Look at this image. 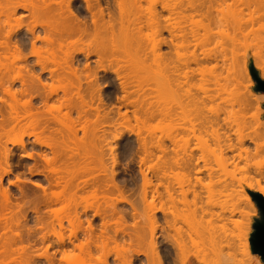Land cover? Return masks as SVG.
<instances>
[{"label": "bare ground", "instance_id": "bare-ground-1", "mask_svg": "<svg viewBox=\"0 0 264 264\" xmlns=\"http://www.w3.org/2000/svg\"><path fill=\"white\" fill-rule=\"evenodd\" d=\"M0 1H2L3 5L4 3H6L5 6H3L2 8V11L0 13L2 17L0 16V18L2 22L6 18L5 20L7 22L4 21V24L7 23V27H10V25H12L8 21L12 22L13 20H15L19 24V27L18 24L16 25L18 29L21 28L20 26L22 24L20 23L24 21L22 19L25 18V16H29V18H32L33 21H35L34 24L31 25L32 28H28L29 26L26 27L27 32H25L24 35L20 34L22 36L17 35L18 33L15 32L17 30L16 26V28L13 26V28L10 27L9 30H7L8 28L6 26L5 28L7 29H5L4 27L0 28V58H3V61L6 63H0V67L2 68L0 74V90L2 91V94L4 93L3 95L6 94V96H10V98L12 99V104L8 106L10 108V111L9 108H7L9 112L6 110L8 113H10L11 116L9 115V118H11L12 122L9 118H7L8 113H5L6 108H4L3 112L4 115L6 114L7 116L5 117L4 115L0 114L4 117L3 119L0 116L3 119L0 120V159L3 158V162L1 160V164H3L5 161V164H8L7 168L2 169V172H0V176H3V173L4 176H9V173L13 171L14 166H12L13 163L11 162H14V157L12 158V156L16 151L19 153V155L18 153H16V157L19 156V159H16V161H20H17L18 165L15 168L19 171L20 169H24L25 171H17L19 173H17L16 176L14 175L15 181H8V183L10 184V186H14L18 189V193L23 196L22 197L20 195L21 197L19 198H24L30 195V192L28 193L26 191V193H28L29 195L24 193L25 190H23V187L21 186V183L26 179L25 175L37 179L36 181L32 182L34 189H36H33V197L30 195V197L32 198L29 201L26 200L29 197H27L26 199L24 198V200L20 199L21 202H25L23 205H17V203L15 204V202L13 203L14 205L10 204L11 194L4 189L2 192H0L2 196H0V205L2 206V209H0V213H2L3 211L2 215H5L6 217L5 218L2 215L0 216V220H2V223L0 221V234H5L6 232L5 235L9 236L7 232H9V234L11 235L10 231L14 230L12 229L14 228L13 226L12 228H9L11 227L8 226V224H11L9 220L11 218H8V221V216L6 215L7 213L4 214V211L9 212L8 210H10L13 211V213L17 212V214H11L13 215V217L16 218L18 214H20L18 216L17 221H14L17 222V227L25 228L27 226H25V224L28 221H26V219L29 217L27 215L29 212L33 214L35 219L34 222L36 224H34L35 229L34 227L33 229H29L28 227H26V232L25 234L22 233L23 235H16L17 233L14 231L16 234L12 233V236H10V240H8L9 237L3 235L8 238L7 239L4 237V239H6L4 240L2 236L1 241L3 239L4 241H7L9 243H4L2 241L3 246L1 245L2 242L0 243V263L4 264V261L1 260L5 259V257H8L9 259H11V262L7 264H62V262H64L63 264H85V262L80 257H78L77 259H71V257L62 254L61 257L58 258V255L62 253V250H64L65 247H69L70 245L78 249L82 253L86 252L87 254H89L88 256L90 257V255L92 256L91 253L94 251L93 249H98L100 246L99 244H102L103 246L107 245L110 240L117 241L120 238H128L129 245H132L135 242H137V244L143 242L144 232L140 229V231L137 230L135 231L136 233L133 232L134 234H130L129 232L127 233V231L123 230V228L121 229L120 227H118L119 225L121 226L123 223L126 222L128 214L126 209L119 207L120 204H129L131 208L130 215L134 219L137 217L136 215H138V211L135 204L133 202L130 203L127 197L125 196V193L127 191L124 186V183L126 182L120 179V174L116 170L117 166L120 163L119 157L116 156L114 153H111L107 159V155L105 154L104 148L103 146H101V137H103V135L98 134L99 132L96 131V122H100V120H105L106 123L109 124V127L112 126L113 128H115V138L120 139L123 135V132H121L120 127L123 124L120 125V123L118 122H121V120H125L124 118L126 117L127 113L123 112L122 107H133V109H135L134 111H136L137 109L138 112H140L139 109H145L148 112V116L151 115L153 117H167L168 112H170V109L158 108L156 105L148 103L150 99L148 98L149 100H147L146 98L148 95L145 94L146 92H144L145 90L142 88L141 77L139 76V74H136L139 72H145L154 74L156 78L155 80L159 85L160 94H163L164 92H171L178 98L180 104L186 101L187 104H189V106L193 108V111L196 113V119L198 120L197 125L200 129L206 130L207 128H212L215 125L218 126L221 123L218 117H209L205 110V104H207L206 100L209 98L192 93L190 88L192 87L195 78L201 75L202 66L205 63L215 62L216 64L222 63L223 65L229 66L231 64V68L233 70L229 67L228 69L233 71L232 73L230 72L232 74L231 76L234 75L233 80L238 81L240 79L239 74L242 73V69L240 64L237 63L238 59L235 51L237 33L242 31L244 27L246 28L249 24H253V22H255V19H251L250 21L246 20L244 18L243 12L244 9L249 11H255L257 8L264 7V0H233L232 2L234 4L232 6L229 5V13L227 10V14L223 12V8V10L221 9V7H223V5L225 4L226 0H152L153 2L151 0H22L24 2H20V0ZM144 1L150 2L149 4L151 6V10L149 12V16L143 14L142 3ZM157 3H159V9H157ZM19 10H22L23 12L27 11L29 14H26L25 16H22L24 14H20V16H17ZM83 10L84 13L82 12ZM85 11L90 16V19L86 17ZM82 13L84 14L85 18L82 17ZM195 18H200L202 21L201 24H203V21L206 22L203 24V28H201L203 30L200 31V24L198 25L199 29H197L198 27H196V23L198 21L195 23ZM260 18L263 19V17ZM260 18H258V20H260ZM2 22L0 21V24ZM4 24L2 23V26H4ZM146 26H148V28L150 27L153 33V44L150 45L151 47L145 45L142 39L143 36L141 37V34L143 33L142 30H144L143 28H145ZM213 27L218 28V32L212 33L211 28L213 29ZM224 28L231 30L230 34H226L225 31L224 33L222 32V34L227 35V38L226 35L225 37H222L229 40V43L231 44V48L229 50V57L225 53V51L222 50L218 53L205 52L204 50L202 51L201 47L205 46L211 41L218 40L220 38L218 36L221 33V29ZM201 32L203 33L201 34ZM150 35H152L151 31ZM89 38H99L101 40V44H99V46L95 48L92 45H86L84 40ZM119 38L120 40L124 39L123 41L121 40L122 42H127L124 43L123 46L126 44L125 47L127 49H124L128 50L129 52H127L130 54V60L128 61L130 65L127 63L126 60L124 62H121L124 64L126 62V64L129 65V68L127 65V70L130 73L132 72L133 75H130L129 73L123 74L125 73L124 70H126L124 69L126 67V64L120 66V59H115V57H117L116 53L119 51ZM219 40H221V38ZM219 40L217 42H219ZM67 41L71 42L67 43L71 46L68 45V47H66L67 44H65L64 42ZM37 43H43L44 46L46 45L45 48H43L44 46L42 44V47L41 45H38L39 47L37 46V48L40 50L42 49L41 51L45 50V53L47 51L46 54L50 53L49 58L51 59L47 57V60L46 56L43 57L45 53L44 55H42L43 52L36 49ZM28 44H30L31 46L29 50H32L30 51L31 53L29 52V55L35 57L34 59L36 60L33 61L34 63L31 62L32 64H30V59L32 60V58H28L27 52V55L25 54V48H28ZM80 44L84 47H79ZM257 46L258 45H256V48H260V52L258 53H261V46ZM56 47L59 49L60 52L63 53V57H61V59H59L60 57L58 58L57 52L59 51L55 50ZM71 47H73L74 51H71L69 49ZM165 47L170 49V55L166 56L164 55L165 53H162ZM182 47H185L184 49L186 50H189L191 48L194 49H191L192 51L190 53H187L186 55L177 54L175 56V53L172 54V52H174L177 48ZM197 48L201 49V51ZM69 50L72 53H69ZM3 55L4 57H2ZM5 55H10L11 57L8 56L6 57V59ZM78 55L83 56L85 61L87 62L85 66H83V68H79V63L81 62H79L80 60H78L80 59L79 57L77 59ZM91 56H96V63L94 62V64H96V66L94 65L95 67L90 66L89 60ZM150 56H154L156 61L157 59H159L160 61V64L157 66L156 71H149L151 68H149V63L147 64V62L151 59L149 58ZM258 56L260 57L261 55L258 54ZM0 61L2 60L0 59ZM229 62L231 63L227 64ZM50 64H52L53 67H50ZM114 64L115 67L118 66L117 69L113 66ZM80 65L83 64L81 63ZM130 66L133 68H131L133 71L135 69L134 73L132 70H129ZM36 69L40 70L38 74ZM101 72L103 73V75H100ZM260 72L261 78L264 79V68H260ZM44 75H48V77H45ZM248 76H250V74H248ZM113 77L118 82V89H114L115 86H112L113 83L116 82L115 80L112 85H110V87H114V92H118V94L121 95L120 97H118V94L117 96L113 95L114 92L106 91L105 93H103L105 89L102 88V83H104L105 81H107V83H110L108 81H112ZM49 81H51V83ZM54 82H57V85H55ZM107 83L105 82V84ZM135 84H137V87L135 86ZM17 86L19 89L15 90L14 88H17ZM134 88H136L135 91L138 89L136 93L133 91ZM131 90L134 93H132ZM133 94H138V96L141 95L143 98L137 96L139 99H131V97H133ZM144 94L146 95V97H144ZM113 96L117 97L116 102L120 103L121 106L108 109L107 106L104 104V98L106 97V99L113 100ZM204 96L207 95L205 94ZM54 102L57 104L54 105ZM96 102H98L97 105L93 107V104ZM50 104L52 105V109H54V111H56L57 113L52 112V110H50ZM39 105L40 107H43V111L45 109L47 110H45L44 112H39ZM145 106L147 107V109ZM150 106H152V108ZM63 109H66V117L70 119L74 112V114H77L75 115L76 117L71 120V127L65 124L62 116H59V113H61ZM2 110L0 112H2ZM91 115L93 117H96V120L94 122V124H96L94 125L92 123V126L90 124ZM115 116H117V119H115ZM6 119H9L10 122L7 120L9 124L6 122ZM3 123L5 125L8 124L7 127L9 128L7 129ZM10 124L12 125V127ZM2 127L6 128L7 131L6 129H2ZM76 127L78 129H76ZM81 129L83 138L79 139L77 133ZM16 130H18V132L20 130V133H23H14L16 132ZM193 130L195 131V129ZM12 131H14V136L12 134H9L10 132L12 133ZM105 133L106 130H103V134ZM10 135L13 136L12 139H7L6 141L2 140L6 136ZM65 135H67V137ZM14 137L16 140L14 139ZM47 138H49V141ZM8 140H10V143L13 142V144L11 145L14 147V153L13 149L10 150L11 148L8 149V147H6L7 143L9 142ZM104 140L105 139H103V141ZM2 141L4 143H2ZM80 142L82 145L80 144ZM170 142L173 145L177 143L175 139L170 140ZM69 143L79 144V146L81 145V149L83 146H86L85 148L83 147V150L85 152L83 155H81L83 156V158L76 157L78 158L76 159L70 156L72 153L68 152L70 151ZM1 145H5V148ZM67 145L69 147H67ZM137 146L139 152L142 155L141 157H139V174L143 182L142 192L140 193L141 200L144 204L148 205L147 198L149 196V191L146 189V187L152 183V178L157 180L158 187H162L163 190H165L163 192H166L161 193L157 188L155 189L156 196H152V199L158 198L160 201H162L165 197H168V200L171 199V191H173L171 189H173L174 187L172 184V187H170L171 185L169 183V179L170 174H172L173 171H166L165 169H162V171H155L152 174V177H150L149 173L142 170L141 168V166L144 165L146 159L152 156L153 154H167L168 147L163 142H155L154 144H149L147 140L141 138H138ZM64 147L69 148V150ZM123 147L126 151H131L134 149V146L129 142L126 143ZM241 147L242 142L239 144H233L229 141L225 146V150L228 153H234L235 151H237L239 152L238 155L240 156L241 152L244 151ZM88 150H92L91 152H94V155ZM86 153L88 155L91 154V156L88 157ZM49 154L52 155L49 156ZM73 155L76 156L77 154L74 153ZM90 157H94V159L101 165L102 171L104 172L97 176H92V179L90 180H81L82 184H78L79 179H76V177L78 176H75L74 172L72 173L71 171L66 170L72 168L69 165L72 164L73 161L74 166L75 164L76 166H80L77 165L78 163L81 164V166L84 163V166L88 165L89 162L87 161ZM73 159L79 162H76ZM108 160H110L111 169H109L108 167ZM201 163L203 164V166H200ZM173 164L174 166L177 165L179 168L188 169L190 171L186 172H194L195 174H198L199 177L200 175H206L207 173H209V171H211V169L207 167V159L205 158V156L197 155L195 153H191L187 155L186 158L182 159V161L177 163L174 162ZM107 171L110 172L108 173ZM0 178L2 179V177ZM208 178H210V176H208ZM199 179L201 180V178ZM73 180H75L77 183ZM201 181H203V179ZM197 182H199V180ZM1 183L2 182H0V187ZM191 183L192 182L188 184ZM190 187H188L189 189H186V192H188L187 190L190 191L191 189L192 193L196 189L193 186L195 189H193L192 191V188ZM2 188L3 187H1V190ZM88 188L91 190L89 191ZM226 188L228 189L229 187L226 186ZM37 190L38 193L36 194L35 191ZM68 190L76 191L72 196L67 197L66 191ZM80 191H84V193L85 191L86 193L87 191L88 193L91 192V195H93L92 197H94L98 201L101 200L104 205L102 206V203H99L100 201L97 203H99L101 206H99L98 204H94L97 205V207H93V205L91 206L89 203L88 205H81L83 201L86 202L85 200H87L88 197H77L78 194L75 193H79ZM259 191L260 195L264 197V189H260ZM84 193L82 192V194ZM166 194L168 196H166ZM87 195L89 196V194ZM113 195H116V197L112 198ZM193 196L195 199H201V195L198 194V192L196 193V190L194 191ZM11 198L13 199V197ZM77 199H80L79 201H81V203ZM172 199L174 201V196ZM1 200H3V202ZM63 204H66L65 209L67 208L69 210H67L68 212H73V215L69 213V216L67 218V223L71 228L69 229L70 234L67 239L61 234V231L65 230L63 226V219L61 217V211L64 209ZM210 204H212V202H210L209 205ZM214 205H211L209 207H207L208 205H205L206 208L205 206L203 208H205L206 210L204 211V209L201 208L203 210L200 211V215L203 213L206 214L205 212L208 211L207 208L211 210ZM57 206L60 207L57 208ZM12 208H14V210ZM80 208L81 211L79 210ZM154 209L155 208H153V210ZM160 211H162L164 214L166 213L164 205L160 207ZM195 211L193 213L191 212L190 214L195 215L197 213V211L196 213ZM90 212H92L90 216L91 218H88ZM209 212H207V215H201V217L198 214H196V216L188 215V219L192 217L191 222L189 224L190 219H186V222L189 225L188 228L190 231L197 232L198 227H201V232H206L209 239L214 242L215 235L212 232L213 229L209 231L208 229H206V227H202V223H204L205 218L203 216H208ZM235 213H239L236 208H233L229 211V214H231V216L235 215ZM8 214L10 216V212ZM197 215L200 217H198L199 219L197 218ZM211 215L213 216L214 214ZM149 217L150 216H148V218ZM4 218L6 219V221L3 220ZM16 218H14V220ZM29 218L31 219V217ZM97 218L101 221L99 233H96L97 230L94 227V221ZM148 218L147 221L151 223V225L157 223L156 219L154 218V215L153 217L149 218V220ZM174 218L176 219V217ZM115 219L116 222L114 221V223L116 226H112H115L116 229L114 228V235L111 236V220L113 221ZM5 222H7L8 224H5ZM84 222L87 223L86 227H84ZM173 226H175V224ZM7 229L9 231H5ZM2 230H4L5 232H2ZM155 231V229H152L149 235L150 245L154 250L152 253H150L149 255L146 253L144 255L140 251H131L132 254H130V256L128 255L129 257L122 256L121 258L116 257V259L114 257V259L118 261L117 263L143 264V262L138 258L144 256V264H167L166 258L159 255L155 251ZM245 232L246 231H244L243 233ZM243 233L241 234L238 244L236 246L238 252H242L244 257L247 256L251 258L252 256L250 252L248 234L245 233L243 235ZM80 234L83 235L84 241H79ZM206 234L202 235H204L205 237ZM202 235L201 237L204 238ZM199 237L200 236H197L198 239ZM175 241H173L174 248H172L175 249V251L176 249L179 250L176 251V253H179L181 251L178 254L179 256L180 254H182L183 251V243H186L187 241L183 242L184 240H182V237L178 242L176 241L177 243ZM189 242L191 243V241ZM18 243H20V245H23L22 247H19L21 250L17 248L18 252L20 251L19 253H17V250L15 249L17 245L20 246ZM12 245H16V247L13 246L16 252L12 248ZM37 248H40L41 252H35ZM239 249L241 250L239 251ZM225 250L226 249H224L223 252ZM13 253L15 255H12ZM169 254L171 255V251H169L168 256ZM12 256L15 257L13 258ZM171 256H173V254ZM107 257H104L105 263L109 262V258L107 259ZM244 257L240 258L239 260L237 259L238 262L241 263L242 261L240 262V260H242ZM173 260L174 259H172L171 261ZM183 260L184 258L181 259V261ZM202 260L203 259L201 258V261ZM215 261L216 260H214V262ZM226 261L228 260L226 259ZM238 262L237 264H239ZM243 262L242 264L247 263ZM177 263L179 262L177 261ZM182 264L200 263H198L197 261L193 262L192 260H187ZM258 264H260L259 261Z\"/></svg>", "mask_w": 264, "mask_h": 264}, {"label": "rangeland", "instance_id": "rangeland-1", "mask_svg": "<svg viewBox=\"0 0 264 264\" xmlns=\"http://www.w3.org/2000/svg\"><path fill=\"white\" fill-rule=\"evenodd\" d=\"M21 1L22 0H20V2ZM24 1H22V2H24ZM156 1H159V0H156ZM232 1L233 0H226L223 7H221V9L222 8L224 9L223 12L225 14H227V10L229 13L230 6H232L234 4ZM152 2H151V4H152ZM149 3L150 2H148V1L147 2L144 1L142 3L143 14L148 15V16L150 15L149 12L151 10L150 9L151 6ZM5 4L6 3H4V5H3L2 1H0V13L2 11L3 6H5ZM158 4L159 3H157V9H159ZM227 6H229V7H227ZM82 12L84 13V10ZM83 13H82V15H83L82 17L85 18ZM85 13H86V11H85ZM243 13H244V18L246 20L250 21L251 19H255L254 20L255 22H253V24H249L246 28L244 27V29L242 31L237 33L236 46H235L236 50L235 51H236V55H237V59H238L237 63L240 64L241 69H242L241 72L244 75L242 73H240L239 74L240 79L238 81H234L233 80L234 75L231 76L232 75L231 73L233 72L232 71L233 69L231 68V64H230L231 62L227 63V64H230V66L229 65H223L222 63L216 64L215 62L205 63L202 66L201 75H199V76H197V78H195V80L193 81L192 87L190 88L192 93H195L199 96L202 95L203 97L209 98L206 100L207 104H205V107H206L205 110H206L207 115H209V117H213V118L218 117V119L221 122L218 126L215 125L212 128H207L206 130L200 129L197 125L198 120L196 119V113L193 111V108H191L189 106V104H187L186 101H184L180 104L178 98L174 94H172L171 92H166V93L164 92L163 94H160L159 93V85L157 84V82L155 80L156 78H155L154 74L145 73V72L136 73V74H139V76L141 77L142 88L145 90L144 91V92H146L145 94L148 95L146 97V95L144 94L145 95L144 97H146L147 100L150 99L148 103L156 105L158 108L170 109V112H168L167 117H163V116H157V117L154 116L153 117L151 115L148 116V114H147L148 112L145 109H142V110L139 109L140 112H138L137 109H136V111H134L135 109H133V107L132 108L131 107H128V108L122 107L123 112H127L126 117L124 118L125 120H123V121L121 120L122 123L118 122V123H120V125L123 124L120 127V130H121V132H123V135L120 139H116L115 138V134H116L115 128H113L112 126L109 127L108 126L109 124L106 123L105 120H100V122H96L97 124L95 123L96 124L95 125L94 122L96 120V117H93L92 115H91L92 117L90 116L91 126L93 123L95 125L96 131L99 132L98 134L103 135V137H101V140H102L101 146H103V148H104L105 154L107 155V159L111 153H114L116 156L119 157L120 163L117 166L116 170L120 174V179L123 180L124 182H126V183H124L125 184L124 186H125L126 191H127L125 193V196L127 197L128 201L130 203L133 202L135 204L137 211H138V213H137L138 215H136L137 217L135 216L136 218L134 219L130 215L131 214V208H130L129 204L128 203L120 204L119 207L126 209L129 215L127 214L126 222L123 223L125 225L122 224L121 226L119 225L118 227H120L121 229L123 228V230L127 231V233L129 232L130 234H132L133 232L136 233L135 231L140 229L141 231L144 232V241L141 243H138V244H137V242H135L134 243L135 245L132 244L133 245L132 246V245H129L128 238L127 239L126 238L125 239L120 238L117 241L110 240L107 243V245L103 246L102 244H99L100 246L98 249H93L94 251L91 253L92 256L90 255V257L88 256L89 254H87L86 252L82 253L78 249H76L70 245L69 247L67 246L64 248V250H62V253L58 255V258H60L62 254H65L66 256L71 257V259H77L78 257H80L85 262V264H108V263L109 264H114V263L116 264L118 262L117 260H115L116 257H120V258L122 256L129 257L130 254H132L131 251L136 250V251H140L144 255L146 253L149 255L150 253H152L154 251L152 246L150 245V236L149 235H150L152 229H155L156 230L154 232L156 235L155 236V251L159 255L166 258L167 264H180V263L182 264L183 262H186L187 260H192L193 262L197 261L200 264H208V263L220 264L224 261L225 262L222 264H225V263L226 264H228V263L237 264L238 260L240 258L244 257V255L242 254V252L241 253L238 252L236 245L238 244V241L240 239L241 234L244 231H246L245 233L248 234L250 252H251L252 257L249 258L246 256L242 260H240V262L241 261L243 262L245 260L244 262H247V263L243 262L244 264H258V261H259L260 264H264L261 257L252 252L251 244H250L251 237H252V234L254 232V225H255L257 220L261 219V211H260L256 201L252 198L250 193L256 192V193L260 194L259 190L264 189V93L256 91V88H255L256 82L254 81V79L251 75V72H250V66L253 65L254 68L259 73V76L261 77L260 68H264V7L257 8L255 11H249V10L244 9ZM20 14L21 15L24 14L22 16H25L26 14H29V13L27 11L23 12L22 10H19L17 16H20ZM87 15L88 14L86 13V17L90 19V16L89 15L87 16ZM260 17H263V19ZM3 18H5V17H3ZM258 18H260V20H258ZM5 19H4V21H6ZM22 20H24V21H22V23H20V24H22L23 27L21 25L20 26L21 28H19V29H18L19 24L15 20H13L12 22L8 21L10 24H12V25L9 24L10 27H12V26L15 27L18 24V27L16 26L17 30L15 31L18 33L17 35H20V34L24 35V33L27 32L26 27L29 26L28 28H32L31 25H33L35 22V21H33L32 18H29V16L28 17L25 16V18H23ZM194 20H195V23L198 21L196 23V27H198L197 29H199L198 25L200 24V26H201L200 31L203 30L201 28H203V24L206 22L203 21V24H201L202 21L200 18H195ZM0 21L2 22L1 18H0ZM4 21L2 22L3 24L5 23ZM199 21H201V22H199ZM19 22H21V21H19ZM2 23L0 24L1 25L0 28H2V27L5 28L7 23L4 24V26H2ZM10 27H7L8 29L7 28H5V29L9 30ZM15 28H14V30H15ZM143 29H144V30H142L143 33L141 34V37L143 36L142 37L143 42L145 43V45L151 47L150 45L153 44L152 43L153 42L152 29L150 27L148 28V26H146ZM7 30H5V31H7ZM211 30H212V33L218 32V28H216V27H213V29L211 28ZM150 31H151L152 35H150ZM224 31L226 34L231 33L230 29L229 30L227 28L221 29V31H220L221 36L220 35L218 36L221 38V40H219L220 39L219 38L218 39L219 42H217L218 40H214V41L209 42L205 46L201 47L202 51L204 50L205 52L218 53L222 50V51H225V53L229 57V55H230L229 50L231 48L230 47L231 44L229 43V40L223 38L226 35V34L225 35L222 34V32L224 33ZM202 33L203 32H201V34ZM22 35H20V36H22ZM226 38H227V35H226ZM2 39H3V37H2ZM121 40L119 38V51L117 50L118 51L116 53L117 57H115V59L117 58V60H118V58H119L120 62L121 61L124 62L126 60L128 63V61L130 60L129 59L130 54L128 53L129 51L126 50L127 49L125 47L126 44L123 46V44L127 43V42H122L124 39L122 41ZM69 41H71V40H69ZM84 42L86 45H90V46L92 45L94 48L98 47L99 44H101V40L99 38H89V39L84 40ZM117 42H118V40H117ZM64 43L67 44V43H71V42L67 41ZM41 44L43 45V43H41ZM41 44L37 43L36 49H38L37 46L41 45ZM42 45H41V47H42ZM68 45H70V44H67L66 47H68ZM256 45L261 46V49H262L261 53H258V52H260V48H256ZM27 46H28V48L26 47L27 50L25 48V54L27 52L28 55L27 54L26 55L28 56V58L29 59L32 58V60L30 59V64H32V63H34L33 61L35 60L34 59L35 57H32L31 55H29L31 53L30 51H32V50H29V48L31 47L30 44H28ZM45 46L43 48H45ZM75 47H76V45H75ZM77 47H78V45H77ZM79 47H84V46H82L80 44ZM124 48H126V49H124ZM184 48L185 47L177 48L174 52H172V50H171V52H172V54L175 53L174 54L175 56L177 54H181V55L185 54L186 55L187 53H190L194 49V48H191L192 50L191 49L186 50ZM69 49L71 51L72 50L74 51L73 47H71ZM201 49H198V50L201 51ZM38 50H40V49H38ZM55 50L59 51V49L57 47L55 48ZM70 50H69V53L71 52ZM44 51L45 50L41 51V52H43V54L41 52L40 53L42 55H44V53H45ZM200 51H199V53H200ZM46 53H47V51H46ZM46 53L43 57L46 56V58L47 57L49 58L50 53H48L49 55ZM162 53H165L164 55H166V56L170 55V49L165 47L163 49ZM258 54L261 56L259 57ZM57 55H58V58L60 57L59 59H61V57H63V53L60 51L57 52ZM8 56L11 57L10 55H8ZM8 56L5 55V58ZM2 57H4V55ZM78 57L80 59H78ZM46 58H44V59H46ZM48 58H47V60H48ZM58 58H57V60H58ZM130 58H132V57H130ZM149 58H151L150 59L151 61L148 60V62H147V64L149 63L148 64L149 68H151L149 71L150 72H151V70L156 71L157 66L160 64L159 59H157V61H156L154 56L153 57L150 56ZM0 59L3 61V58H0ZM49 59H51V58H49ZM77 59L80 60L79 62H81L83 64V65H80L81 63H79V68H81V67L83 68V66H85V64L87 63L85 61L84 57L81 55L80 56L78 55ZM8 60H9V58H8ZM96 60H97L96 56H91L90 60H89L90 66H94V65L96 66V64H94V62L96 63ZM2 61H0V63L6 64L4 61H3L4 63ZM125 64H126V62H125ZM125 64L121 62L120 66L121 65L123 66ZM128 64L125 65L126 67L124 69L127 70L129 68L130 64L129 65ZM50 65H51L50 67H53L52 64H50ZM127 65H128V68H127ZM113 66L115 67V64ZM117 67H115V68L117 69ZM228 67L231 68L232 70L228 69ZM131 68L132 67L130 66L129 70L133 69V68L132 69ZM126 70H124L125 73H123V74H127V73H129L130 75L132 74V72L130 73L128 70L127 71ZM1 71H2V68L0 67V74H1ZM36 71L38 74V72L40 70L36 69ZM141 71H143V70H141ZM134 72H135V69H134L133 73ZM136 72H138V71H136ZM248 74H250V76H248ZM100 75H103V73L101 72ZM44 76L48 77V75H44ZM0 77H1V75H0ZM114 80L115 79L113 77L112 81L111 80L108 81L110 83H107V81H105L107 84H105V82L102 83V88L105 89V91L103 93H105L106 91L107 92L108 91L114 92V89H118L117 88L118 82L116 80H115L116 82H114ZM49 82L51 83V81H49ZM112 83H113V85H112ZM54 84L57 85V82H54ZM110 85L115 86V88L112 86L110 87ZM135 86L137 87V84H135ZM14 89L18 90L19 88L17 86V88L15 87ZM135 89L136 88H134L133 91L136 93L138 89L136 91H135ZM133 91H132V93H134ZM141 91H140V94H141ZM1 92L2 91L0 90V111L2 109L3 110H2V112H0V114L4 115V112H3L4 108H6L5 109V113H6L8 111L7 108H9L8 106L10 104H12V99L10 98V96H8V95L6 96V94L3 95L4 93L2 94ZM117 94H118V92L113 93V95H116V96H117ZM205 94L207 96H204ZM142 95H143V93H142ZM116 96H113V100L112 99L111 100L106 99V97L104 98V104L107 106L108 109L121 106L120 103L116 102L117 101ZM120 96L121 95L118 94V97H120ZM132 96L135 98L131 97V99H136L139 96L142 97L141 95L138 96V94L137 95L133 94ZM24 100H25V98H24ZM97 103L98 102L94 103L93 107H95L97 105ZM51 104L49 105L50 110H52V112H56V111H54V109H52ZM55 104H57V103L54 102V105ZM41 106H43V105H41ZM39 107H40V105H39ZM150 107L152 108V106H150ZM148 108H149V106H148ZM39 109H40L39 112H44L45 110H47V109H45L43 111V107H40ZM125 109L126 110L128 109V110L126 111ZM146 109H147V107H146ZM9 111H10V108H9ZM136 112H138V113H136ZM65 113H67V111H66V109H63V111L61 113H59L60 115L59 114H56V115L62 116L65 124L67 126L71 127V125H72L71 120L74 119L76 117L75 115H77V114H74L75 113L74 112L72 114L71 119H70V118L66 117ZM146 114H147V116H146ZM2 115H0V116L4 119V117ZM7 115H8L7 118H9L11 116L10 113H8ZM7 115L5 114L4 116L6 117ZM1 117H0V120L2 119ZM116 117L117 116H115V119H117ZM9 119L11 120V118H9ZM9 119H6V122L8 124L10 122ZM11 122H12V120H11ZM1 124H2V122H1ZM8 124L7 125L4 124L7 129L9 128V127H7ZM3 127H2V129L5 130L6 128H3ZM11 127H12V125H11ZM91 128H93V127H91ZM7 129H6V131H7ZM76 129H78V128L76 127ZM193 129H195V131ZM103 130H106L105 134H103ZM6 131H4V132H6ZM13 132L14 131H12V133L10 132L9 134H12L14 136V133H17L18 130H16V132H14V133ZM18 133L22 134L23 132L20 133V130H19ZM77 134H78L77 136H79V139L83 138L82 129L79 130ZM12 135L6 136L2 140L6 141L7 139H12L13 138ZM65 136L67 137V135H65ZM138 138L147 140V142H149V144H154L155 142L156 143L157 142H160V143L163 142L168 147V153L167 154H165V155H163L161 153H156L155 155L153 154L152 156H150L146 159L144 165H142L141 168H142V170L148 172L150 177H152V174L155 171H162V169H165L166 171H173V173L170 174L169 183H170V185L172 184L174 187L173 189H171V190H173V191H171L172 192L171 194H172V198L174 196V201L172 198H171L172 200L171 199L168 200V197H165V198L163 197L164 199L162 201H160L158 198L152 199V196H156V190L155 189H157V188L159 189V191L161 193H166V192H163L165 190H163L162 187L161 188L158 187V182L154 178H152L153 179L152 183L146 187V189L149 191V196L147 198V204L148 205L144 204L143 201L141 200L140 193L142 192L143 182H142L141 176L139 174V171H140L139 157H141L142 155L139 152L138 146H137ZM14 139H15V137H14ZM47 139L49 141V138H47ZM103 139H105V140L103 141ZM172 139L176 140L177 143L175 145H173L170 142V140H172ZM3 141H2V143H4ZM8 141L9 142L7 143V145L6 144L5 145H6V147H8V149L11 148L10 150H12L14 148L11 145V144H13V142L11 141L12 143H10V140H8ZM229 141L233 144H239L242 142L241 148L244 151L241 152L240 156L238 155L239 152H237V151H235L234 153H228L225 150V146ZM128 142L134 146V149L131 151L124 150L123 146ZM80 144H81V142H80ZM5 145H3V146L1 145V146L5 148ZM81 145L79 146V144L71 143L69 145L70 151H68V152L72 153V154L70 155L68 152L67 153L70 156H72V158H76V157L83 158V156H81V155H83L85 152L83 150L84 146L82 147V149L80 148ZM69 146L67 145V147H69ZM67 147H64V148L69 150V148H67ZM67 150H64V151H67ZM14 151L15 150L13 149V153H14ZM88 151H90V153H93V155H94V152H91L92 150H88ZM16 153H18V152L15 151L14 155L12 156V158L13 157L15 158V160L13 158L14 162L20 161V160L16 161V159H19L18 158L19 156L16 157ZM74 153L77 155L76 156L73 155ZM191 153H195L197 155H204L205 156V158L207 159V167L209 169H211V171H209V173H207L208 171L206 172L208 175L203 174V175H200V177H199V175L195 174L194 172H191V173L186 172V171H190L188 169L179 168L177 165L174 166V164H173L174 162L177 163V162L182 161V159L186 158L187 155H189ZM18 155H19V153H18ZM51 155L52 154H49V156H51ZM73 156H75V157H73ZM89 156H91V154H89L88 157ZM90 158H88L89 160L87 162H89V164L86 166H84L85 163L84 164L82 163L83 164L82 166L79 163L77 165H80V166H76V164L74 166V161H73V163L69 165L72 168H70L69 170L65 169L66 171H71L72 173L74 172L75 176L77 175L79 177V178L76 177L77 180L79 179L78 184H80V183L82 184V181L90 180V179H92L91 178L92 176H97V175L104 172V171H102L101 165L94 159V157H92L91 159ZM76 159H78V158H76ZM1 160L3 162V158L0 159V164H1ZM71 160H70V162H71ZM73 160H75V159H73ZM75 161L79 162L77 160H75ZM108 161H109L108 167H109V169H111L110 160H108ZM5 162L3 164H1V166H0L1 171L0 172H2V169L7 168L8 164L6 165ZM14 162H11V163H13L12 166H14L13 171H11L13 173L10 172L9 176H4V173H3V176H0V177H2V179L0 178V180H1L0 182L3 183V184L1 183V187H3V188L1 190V187H0V190H1L0 192H2L4 189L11 194V197H13V199L10 197V199H11L10 204L14 205L13 203L15 202V204L17 203V205H19V204L23 205L25 202L23 203V202H21V200H24V198L26 199L27 197H29L26 199L27 201H29L33 197V191L36 189H34L32 182L36 181L37 179L31 178V177L25 175L26 179L21 183V186L23 187V188L22 187L21 188L23 190H25L24 193H26V191L28 193L30 192V195L32 197H30V195L28 193H26L29 196H26L24 198H19L22 195L20 193H18L19 191L16 187L10 186L8 181L14 182L16 174L19 172L25 171V170L24 169H20V171L16 170L15 167H17L18 162L17 163H14ZM200 166H203V164L201 163ZM58 167H59V165H58ZM17 171H19V172H17ZM3 172H5V171H3ZM107 172L109 173L110 171H107ZM212 172H213V174H212ZM208 176H210V178H208ZM7 177H9V178H7ZM198 177L201 178V180L203 179V181H201ZM75 180H73V181H75ZM198 180H199V182H197ZM190 182H192V183L188 184ZM194 182L196 185L194 184ZM172 185L170 187H172ZM197 186H199V187H197ZM226 186L229 188L227 189ZM188 187L192 188V191H193V189H195L196 193L198 192V194L201 195L200 196L201 199H195L194 198L193 195H194L195 190L192 192L193 194L191 193V189H190V191L187 190L188 192H186V189H189ZM197 188L199 189V191ZM225 189H227V190H225ZM31 190H32V192H31ZM88 190L90 191L91 189L88 188ZM75 191L74 190L66 191V196L67 197L72 196ZM219 191H220V193H219ZM82 192L84 193V191H80L79 193L78 192L75 193V194H78L77 197H79V196L82 198H84V197L86 198V196L88 197V199L85 200L86 202L83 201L81 205H83V206H84V204L88 205V203L91 206L93 205V207H95V206L97 207V205H94V204H98L99 206L104 205L101 200H99L100 201L99 202L97 199L92 197L93 195H91V192L88 193V191H87V193H86V191H85L84 194H82ZM35 193L37 194L38 190L35 191ZM87 194H89V196ZM0 196H1V194H0ZM164 196H165V194H164ZM166 196H168V195L166 194ZM115 197H116V195H113L112 198H115ZM17 198H19V199H17ZM117 198H118V195H117ZM209 199H210V202H212V204H210V205H209V203H210ZM1 201L3 202V200H1ZM79 202L81 203V201H79ZM97 202H99L100 204L102 203V204L100 205ZM214 203H215V205H214ZM0 204H1V202H0ZM63 205H64V209L61 211L62 212L61 217L63 219V226H64L65 230L61 231V234L63 235V237H65L67 239L69 234H70L69 229H71L67 223V218L69 216V213H71V211L68 212L69 210L67 208L65 209L66 204H63ZM162 205H164L165 212H166L165 214L162 211H160V207ZM205 205L206 206L208 205L207 207L214 205L211 210L207 208L208 211L205 212L206 214L203 213L204 215H207V212H209V211L211 212V213L209 212L210 214L208 213V216H203L205 218H204V223H202L203 228L206 227V229H208L209 231L211 229H213L212 232L215 235L214 242L209 239L206 232H201V230H202L201 227H198L197 232L196 231H190L188 228L189 225L186 222L187 221L186 219H188V215L196 216V214L200 215V211H202L203 209L205 211L206 210ZM204 206H205V208H203ZM1 207L2 206L0 205V209H2ZM15 207H16V205H15ZM59 207L57 206V208H59ZM153 208H155L156 210L155 209L153 210ZM201 208H203V209H201ZM233 208H236L237 211H239V213H235V215L231 216V214H229V211ZM12 209L14 210V208H12ZM79 210L81 211V208ZM195 210L197 211V213ZM8 211L10 212L11 217L8 214L9 212L4 211V214L7 213L6 214L8 216L7 220H8V218H11V219H9L11 224H8L7 222H5V224L7 223L8 226H11L9 228H12V226H13L14 228H12V229H14V230L10 231L11 235L9 234V232H7V234L9 236L5 235L6 234L5 231H9L8 229L5 231L2 230V232H5V234H0V236H1L0 237V243L2 241L4 243L7 242V241H4V240H6V239H4L5 236L9 237V239L7 237H5V238L10 240V236H12V233L16 232L17 233V234L15 233L16 235L25 234L26 229H27L26 227H28L29 229H31V228L33 229L34 224H35L34 216L31 212H29L27 215L29 217H31V219L29 217L26 219V221L28 220L27 223L25 224V226L27 225L25 227L26 229L24 227H17L16 226L17 222H14V221H17L18 216L20 214H18V216L16 218V217H13V215H11V214H17V212L13 213V211H10V210H8ZM15 211H17V210H15ZM194 211L196 213V214L194 213L195 215L190 214L191 212L193 213ZM2 213H3V211H2ZM2 213H0V216L2 215ZM91 214H92V212L89 213L88 218H91L90 217ZM152 214L154 215V218L156 219V222H157L154 225L153 224L151 225V223H149L147 221L148 216H150L149 218L153 217ZM203 214H201V215H203ZM211 214H214V215L212 216ZM198 215H197V218L199 217ZM201 215H200V217H201ZM2 216L5 217V215H2ZM12 217H13V219H12ZM174 217H176V219ZM1 218H3V217H1ZM5 218L3 220L6 221ZM14 218H16V219L14 220ZM149 218H148V220H149ZM191 218H189L190 219L189 224L191 222ZM11 220H12V222H11ZM0 221L2 223V220H0ZM114 221L116 222V219L113 221L111 220V226L115 225ZM3 223H4V221H3ZM173 223L175 224V226H173L174 225ZM8 226H6V227H8ZM86 226H87V223L84 222V227H86ZM115 226L111 227V230H110L111 236L114 235L113 231H114V228L116 229ZM94 227L97 230L96 233H99V230L101 227L100 219H98V218L95 219ZM23 228H24V230H23ZM1 229H2V227H1ZM34 229H35V227H34ZM214 229H215V231H214ZM0 233H1V231H0ZM245 233H243V235ZM202 234H206L205 237ZM3 235H5V236H3ZM201 235L204 238H202ZM2 236H3L4 240L2 239V241H1ZM197 236H200L199 239L197 238ZM181 237H182V240H184L183 242L187 241L186 242L187 244L183 243L184 247H183L182 254H180L178 256V254L181 251L179 253L178 252L176 253V251H179V250L176 249V251H175V249H173L174 248V246H173L174 242L173 241H175V240L177 241L178 238L180 240ZM83 238H84L83 235L80 234L79 241H81V240L84 241ZM13 239H15V238H13ZM189 241H191V243ZM3 242L1 244L2 246H3ZM229 242H230V244H229ZM7 243H9V242H7ZM11 244H13V243H11ZM18 244L20 245V243H18ZM13 246L16 247V245H12L13 249H14ZM22 246H23L22 244L20 246L17 245V247L15 249L17 250V248L22 247ZM24 246H25V244H24ZM130 246H132V247H130ZM15 249H14V251L16 252ZM189 249H190V251H189ZM224 249H226V250L223 252ZM19 250H21V249L19 248ZM168 250L171 251V255L173 254V256H171L170 254H169L170 257L168 256V253H169ZM240 250L241 249H239V251ZM172 251L173 252L175 251V252L173 253ZM19 252L17 250V253H19ZM35 252H41L40 248H37L35 250ZM220 253L221 254L223 253V254L221 255ZM228 253H229V255H228ZM12 255H15V254L13 253ZM115 255H118V256H115ZM181 255H184V256H181ZM107 256H109V257H107ZM213 256H216V257H213ZM225 256H227V257H225ZM12 257L14 258L15 256H12ZM12 257H10V258H12ZM104 257H107V259L109 258L108 259L109 262L107 261L108 263L104 262L105 261ZM114 257H115V259H114ZM197 257H199V258L201 257L203 260L201 261V258L199 260V258H197ZM16 258H17V256H16ZM170 258L174 259L175 261L174 260L171 261L172 259H170ZM183 258H184V260L181 261V259H183ZM138 259L141 260L143 262V264L145 263V257L144 256H141ZM226 259L228 261H226ZM113 260L116 262H114ZM214 260H216V261L214 262ZM1 261H4V264H7V263L11 262V259H9L8 257H5V259H3ZM177 261L179 263H177ZM242 262L241 263L238 262V263L242 264ZM63 263L64 262H62V264Z\"/></svg>", "mask_w": 264, "mask_h": 264}, {"label": "water", "instance_id": "water-1", "mask_svg": "<svg viewBox=\"0 0 264 264\" xmlns=\"http://www.w3.org/2000/svg\"><path fill=\"white\" fill-rule=\"evenodd\" d=\"M250 72L256 82V91L264 93V79L259 76V73L253 65L250 66ZM250 194L261 211V219L257 220L254 225V232L250 241L251 249L252 252L259 255L264 262V198L256 192H251Z\"/></svg>", "mask_w": 264, "mask_h": 264}]
</instances>
